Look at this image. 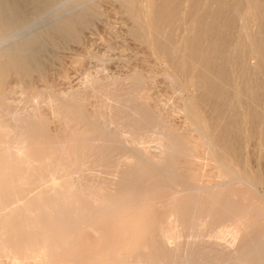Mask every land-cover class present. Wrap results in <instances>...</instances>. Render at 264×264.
I'll return each instance as SVG.
<instances>
[{
    "label": "bare ground",
    "instance_id": "6f19581e",
    "mask_svg": "<svg viewBox=\"0 0 264 264\" xmlns=\"http://www.w3.org/2000/svg\"><path fill=\"white\" fill-rule=\"evenodd\" d=\"M23 1L24 0H0V102H1L0 103V131L4 133V138L6 137L5 140L1 142L0 151L2 152L1 156L3 155L4 160L13 162L14 165L16 164L17 167L18 166H22L20 168L24 167L26 171V173L21 174L19 173V170L17 168L8 167L7 172L5 174L3 172V175H5L4 178L7 177L9 183H7V187L5 188L6 191L5 190L2 192L0 191V252L2 251L1 254L5 253L8 256H11L13 264H23L26 259H29V260L33 259L34 261L42 263V264H63L64 261L62 257H64L63 256L64 252H66L65 253L66 255H69L71 252L74 254L73 251H77L76 249L84 251L86 246L94 247L96 245V243L98 242L97 233L99 231V228L105 224L110 223L111 220L115 219L117 217L118 211H120L119 208L130 207L135 203L136 199L134 195L135 194L134 185L139 184L144 187L149 186V187H153L154 189H164V190L166 189L167 191L171 192L168 194V195L170 194L171 195L168 196L166 194V191L160 190V191H164L165 195L169 197V198L168 197L166 198L167 199L166 201H164L163 199V203H165V205L164 204L163 205L166 207L168 215L165 212L166 214L164 215H167V217L165 218L164 216L163 222L160 223L161 225H159L158 223V226L162 228V229L160 228L161 232H158L160 233L159 242H161V245L159 244L160 245L159 246L155 241L156 245H158V247L161 248L159 249V251L162 250L163 252V253L161 252L162 254L159 252V254H161L162 256L158 255V250H157L158 247L155 244H154L155 247H157L156 249L153 244L152 245L154 248H152V246L149 247L150 245L149 246L145 245V248L147 246L149 249H143L142 247L144 246H141L140 248L139 247L140 245L139 246L136 245L138 248L135 246V249H134V246H133L132 248L133 253L129 252L130 250L124 253L125 256H123L122 254L121 256L120 255L121 252L118 253L121 257L117 255L118 257L116 258H119V259L121 258L120 262H117V263L114 261L108 262L109 259L113 260L112 258L113 256L110 258L106 256V258H109V259H105L107 260L105 263L108 262L109 264H175V262L178 261V264H264V191L262 193H257L259 186L261 188L260 184L263 182L260 179V177L259 178L257 177L258 173H255L257 175H254L252 173L247 163L244 162L242 164L243 165L242 168L236 167L235 166L236 163L235 165L233 164L232 159L228 157V154H227L228 152L226 153V150H224V148L221 147V145H219L220 147H218V144H216L215 139H214V134H212L213 131L212 133L210 132L213 129L211 130L208 129V126L204 124L206 120L197 121L200 123H197L196 121H195L196 123L194 122V119L190 115L195 113L194 115H192L193 117H195L196 114L197 116H199L197 113L198 109L196 110V112L192 113L191 111H195V110L194 109L191 110L192 106L188 102V99L182 100V102L184 103L183 107L185 109V113H187V115L191 117L189 119L188 116L186 115L187 118L191 120L190 121L191 124L193 125L194 123V129L197 131V134H196L197 136L196 135L193 136L192 134L189 135V133L191 132V129H193L191 124H190L191 129L189 131L187 130L184 131V132L187 131L186 133H183V132L180 133L179 131L176 130V128L175 130H171L172 125H170L171 129H167L166 124L164 125L165 127H159L160 126L158 125L159 123L157 124L158 126L152 125L154 127L152 128L153 129L152 131L154 132L156 137L154 135H153L154 137L152 135L151 136L152 138L155 139L154 141L157 142V145L159 147L157 152H154V153L149 152L147 150L146 145L137 147L134 145H138V144L133 143L134 145H131L132 142L128 144L125 137H122L123 134L126 135L129 132L127 130L128 129L127 126L124 129V130H127V132L125 131L126 134L125 132H122L123 125L121 126L122 129L121 128L120 129L122 131L120 130V132L123 133V134L121 133L122 135L120 134L119 131L116 134L114 133V131H111L108 128L110 127V125H112L111 123L112 120L114 121V119L117 120L116 118L121 117L120 115H118V113H124L125 114L124 116L126 118H123V120L125 119L127 120L128 118L130 121L128 120L126 124L127 125L129 124V126L131 127H135L134 129H136L137 127L136 131L139 130L140 129L139 127L142 125H145L147 127V125H149V122H151L152 124H153L152 121H154V124L157 121L159 122L158 119L161 118L159 117L160 115H158L159 118L155 116L156 117V118L154 117L155 120H150L147 116H145L146 112L148 111L146 109H149L147 108L149 105L144 104L148 102L147 99H146V102L144 101L147 96L145 97L144 96L145 94L143 95L141 94L139 98L137 97L138 96L137 94L136 97L139 98L138 100H140V104L137 103L139 104V106L136 104L130 105L129 103H128L129 105H127V103L120 104L124 98L117 103H114L111 101L110 102L108 101L109 105L107 104L108 102L105 103L107 105V108L109 106L111 113H112L111 109L112 107H114V111L118 115V117L115 114L114 116H112L113 114L111 115L110 113L107 112L108 117H109V122L111 123L108 127L107 125L109 123H107L108 122L107 121L106 122L107 125H105V123L103 122V119L105 117L103 118V116L101 117L102 120L99 118L100 119L99 121H102L101 123L98 122V120H96L95 118H93L92 120L90 119L91 122L94 124L92 125V127L94 126V129L93 128L92 129L95 131L94 134L92 133L93 134L92 136L88 137L87 135H90V134L86 132L87 137L84 136V137H81L82 139L79 138L80 141H78L77 138H76L77 140L71 139L73 142L72 143L73 146L72 147L70 146V148L68 149L67 147H65L67 146L66 143H64L63 141L61 142L56 141L57 143L56 144L54 143V144L57 146L56 148L59 149V150L57 149L56 150L57 152L60 151V155H59V152L57 153L56 151H55L56 152L55 154L59 156L56 155L54 159H49V160L46 159L43 162L35 160L36 157L34 155H31V151L33 147L31 146V144H29L28 142L29 140L27 141V134L29 132L31 133L32 130L34 132L36 130V129L34 130V128L41 125L45 121L43 118L44 116H42V113H41L42 108L40 109V106H36V104L31 102L33 103V106L30 105L29 106L30 108L28 109H25L23 107H22L23 109H21L20 106L18 105L19 108L18 107L13 108L12 106H10L13 108V110L10 111L8 110L9 106L6 105L7 103L3 104L4 106L1 105L2 101L7 99L9 95L12 96L14 94L15 96H17L15 93L18 94V92L19 94L21 93L22 95H25L27 98L29 97V99L30 97L32 98L33 94L29 92V90L27 89L28 87L26 88V85H25L26 81L24 82L23 76H25V73H28V74L32 72L36 73L37 71L34 72L35 70H39L41 68L44 69L45 67V66L44 67L42 66L43 65L42 63H44L42 62V59H43L42 53L38 52L39 51L38 48L36 49V47H38L37 45L38 44L40 45L39 42L46 41V40L51 41V42L54 41L56 42V44H58V42L59 44L60 42H63L62 40L61 41L57 40L58 38L63 39V40H68V41L71 40V42L77 41V39L81 37V34H84L82 33V31L85 27H87L88 23L92 21V24H93V20L99 17L100 13L97 14V11H98L97 8H99L100 4L98 3L99 2L98 0H94L90 2L89 0H64V2L62 0H25L29 4V7H30L28 8L27 4H25L27 9L31 11V12H27L28 10L23 8L25 7V5H23L24 4ZM60 1L63 3H61ZM119 1L120 3L122 2V5H124V7H126L127 9L126 13H129L128 14L129 17L132 16L134 18L133 23L131 22L132 25L136 23L135 21H138L139 23H142L143 25H145V20H146V23L148 22L146 18H148L149 12H151V10L148 11V9H146V7L149 6L146 4H149L151 1L154 2V0H151L149 3H148V0H145L147 1L146 4H145V1L144 3L142 1V4L136 3L137 8H138V5H141V7L139 6L138 10L136 11L133 10L134 0H119ZM170 1H174V0H170ZM177 1H175V3ZM188 1L195 8V10L198 8L202 9V13L198 14L199 17L197 15L194 18L197 17L199 18V21L202 20L201 22L202 25L204 21L209 20V24L207 25V28H208L207 30L205 26H201L197 30L195 28L197 26L194 27L195 23L193 22L194 24H192L191 22L192 20H194L192 15H191L192 19L190 18L191 19L190 22H188L189 21L188 19H187L188 21L186 20L190 24H188V26L184 24L185 18H182L181 15H178V11L180 9L179 6H181L179 4L182 3L183 0L182 2L181 1L177 2V5L173 3L174 5L172 4V5L167 6L168 4H166L167 7H165V9L163 10V13L165 11L166 14L165 16L163 15L164 16L163 18L161 17L162 18L161 20L164 22V20L166 19L165 23L167 26L165 25V23L163 24L162 21H158L160 20L159 18L156 24L151 25L153 26V28L149 27L148 24L146 27L152 28L153 31L152 30L151 31L154 32V35L157 38V39L155 38L156 40L160 39L161 42L162 41L163 43L166 42L167 47L165 46L164 47L167 48V50H165L162 46L163 50L165 51L162 52V49L160 51L163 54L165 53V56H169V54H171V58L174 59V60L172 59L173 61H175L176 57L177 59L182 58V60L183 59L185 60V58H187L188 60L190 58L191 59L193 58L192 61L193 60L196 61V59L198 58L202 60L201 62L198 60L199 61L198 64H197V61L193 62L197 65H200V68H198V71L199 69H202V72L198 74L201 75L202 77L203 75L201 73H203V71L207 72V70L209 71L210 68H213V67H214L213 70L216 69L214 65L215 63H213V58L217 57L218 58L217 61H219L220 59V61L217 62L218 68L216 69V71L218 70L220 75L218 74L213 75L215 74L213 70H212L213 74L212 75L210 74V76H214V77H211L213 78V81H210V83L213 82L212 84L213 86L211 85L212 87L211 86L210 87L212 89L214 88L215 90L217 87L219 90L218 91L216 90L217 92H215L211 89L212 91L209 90L208 92H209V95L211 94L216 95L215 102L219 103L223 109V113H221L222 114L221 117L220 118L217 117V119L220 120L219 122L223 123L226 126V128L228 127L227 132H229V134H233L235 137L241 136L244 133V131L239 126V124H241L243 120L240 104H238L239 97H241L244 102L246 101L245 103H248L249 106H251L250 108H254L255 106H257L260 109V112L262 113V115L264 116V54L262 52V50L264 49V0H187V2ZM58 2H60L61 4L58 7V9H55L57 10L56 13H58V11L65 12L66 9H70L71 10L70 13L66 11V13H69L70 15H65L64 13V15L62 16L63 12L62 14L59 12V14H57V17L59 15L58 17L59 19L57 18L56 22H54L55 21L54 20L53 21L54 23L50 22L51 23L50 26H49L50 23L48 24V26L44 25L45 29H43L44 27L43 26L41 27V29L43 30L37 31V32H36L37 28L33 26V29H35V31L33 32V29H31L32 30V33H31V31L29 30L31 34H25L26 32L25 29H21L20 31L18 30L19 28L28 25L29 19L31 21V18H33L34 20V18L37 17V14L35 17L34 13L38 12V14H40L39 11H42L44 8L45 9L49 8L48 6H50L52 3L57 4ZM91 2H94V3H91ZM158 2L159 1L155 0L154 2L155 5H157L156 3ZM154 3H151V5L155 6ZM143 4L146 5V7H144L145 5L143 7L148 12V16L146 17L144 16V18L142 17L143 20L145 19L144 22H142L143 20H141V18H139L136 15V12L138 14L139 9L142 8ZM153 6H151V8L149 9H154ZM182 6L181 8H183ZM52 7H54V5ZM156 7H160V6H155V8ZM144 8H143V11L141 12H144ZM161 8L162 7H160V9L156 8V12L153 10L152 12H154L153 13L154 15L153 14L152 15L156 17L157 14L155 15V13H159ZM45 9L44 11H46ZM134 9H136L135 6H134ZM132 10L135 13H133ZM31 13L33 15H30ZM51 14H54V13H51ZM187 14L190 15L188 12ZM54 15L56 16V14ZM30 16H34V17L30 18ZM184 16L185 15H183V17ZM37 19L36 21L34 20L36 23L38 22ZM40 19L38 20L40 21ZM252 19L254 20V23L250 22ZM149 20H152V18ZM217 20L220 22L219 23L216 22ZM199 21L197 22L199 23ZM255 21L260 22V24L255 23ZM206 22L204 25H206ZM131 23H129L128 26H130ZM143 25L141 26L143 27ZM164 25L166 26V29ZM254 27L256 28V30L254 29ZM87 28H89V26ZM87 28L85 30H87ZM128 28H131V27H128ZM133 28L131 29L133 30L139 29V27L135 28L134 26ZM148 28H146V30ZM216 28L218 29L214 30V32L211 31V29L213 30ZM26 29L28 28L26 27ZM195 29L197 30V32H195L196 31ZM143 30H145V28ZM235 30L238 31V35H240V39L239 38L235 39V36H234ZM141 31L142 30L138 32L141 33ZM215 31L217 34L215 33ZM129 32L134 33V37L135 38L138 37L139 39V36H140L139 34L136 33L137 36H135V32H133L132 30L131 31L129 30ZM132 33L130 34L131 36H132ZM143 33L147 34V32H143ZM199 34L201 36H199ZM154 35L152 36L154 37ZM244 36L246 37V41H244L245 39ZM53 37L57 39L56 40L50 39ZM206 37L209 38L208 39L209 41L207 42L209 45L208 46L206 45L207 48L206 46L205 47L203 46L204 50L206 48V50L203 52L201 40H204V38ZM150 39L148 38V40ZM206 40L207 39H205L204 42H206ZM160 41H157V42L159 43ZM177 42H179V44L181 45L178 44L179 45L178 46ZM43 43H41V46ZM47 43H50V42H47ZM47 43L44 45H47L46 47L50 46ZM140 43H142V40ZM54 44H53V47H56ZM60 45H58L57 47H60ZM253 47H256L257 49L259 48V50L257 52L256 51L253 52L252 51ZM209 50H211V53L209 54L210 56L207 55V52H209ZM166 51L167 53H169L168 55H166L167 54ZM251 59H254L255 61L254 60L253 61L255 63H253L254 65L250 63L252 64L250 66L249 62L251 61ZM227 61H229V63L231 61V62L237 63V65H240L238 68V71L240 73L242 72L239 70L240 67H242L244 70V79L241 80L240 87L238 89L234 88L233 85L231 84L230 76H232L234 73L231 75L228 72L230 74L229 75L225 71V67H227L225 63ZM187 62H185L184 65H186ZM177 63L176 64L179 65V62ZM191 63L192 62H190V65ZM234 63H231L230 67H232ZM171 64H173V62ZM180 65H182V67L184 66L183 64H180ZM235 66L236 65H234L233 68ZM179 67L177 66L176 68L180 69L181 67L180 68ZM185 67H183V69L186 70L187 68ZM228 68L229 67H227V69ZM186 71L187 72L190 71V68ZM40 72L41 71L39 70V73ZM42 72L44 73L45 69L42 70ZM191 72H192V69H191ZM194 73L195 74L197 73L196 69L194 70ZM188 74L189 72L187 73V75ZM239 74L237 75L239 76ZM237 75L234 74L235 77H237ZM192 76H193V72H192V75H190V77ZM201 76H199V78ZM31 77H33V75ZM185 77L187 78V76ZM9 78H12L14 79V81L15 80L17 81V82H14L16 86L10 85L11 80L9 82ZM26 78L27 76H25V79ZM207 78H206V81H207ZM168 79L170 80V78ZM194 79L195 78H193V80ZM7 80L9 83L7 82ZM236 80L238 81L237 78ZM175 81L177 82L172 83V84H176V87H178L177 84L179 80H175ZM172 82H174L173 78H172ZM191 82H193L192 79H191ZM198 82L199 80L197 81V83ZM199 83H198L199 86L202 85ZM6 84L7 85L9 84L11 87H7ZM11 84H13V82H11ZM204 84L205 83H203V85ZM179 85L181 84L179 83ZM190 85L191 86L189 87L191 88L192 86H194L192 84ZM207 85H209V83H207ZM90 88L93 89V86H91ZM25 89H27L28 91H26ZM32 89H30V91L35 90V89L33 90ZM194 90H195V86H194ZM207 90L208 89H206L205 92ZM35 93H37V91ZM91 93L93 94V92ZM180 94L182 95L181 92ZM194 94L195 93H193L192 96H194ZM61 95H60L61 98L64 97ZM192 96L191 97L189 96L190 99L192 98ZM18 97L21 99L20 95ZM72 97H75V96L72 95ZM127 97L129 98L131 96L127 95ZM127 97L126 99H128ZM64 98L66 99V96ZM207 98H208V95H207ZM133 99L132 100L128 99V100H130L129 102L131 103H136L137 100L136 99L133 100ZM69 100L72 101L74 100V98L69 99ZM105 100L106 98H104V100L102 101L105 102ZM6 101H8V99ZM132 101H135V102H132ZM243 101H240V102L242 103ZM8 102L10 103V101ZM27 102L29 103V101ZM76 102H79V100ZM113 103L114 105H116V107L111 106ZM118 103L120 105H118ZM123 104L126 106H124L123 110H119ZM5 105L7 107H5ZM103 105L104 104L101 103V105L99 106H103ZM75 106L77 105H75L74 102L72 103L70 102V104L66 105L63 110L64 114L62 115V117L63 116L67 117L68 115L67 112L69 111H72L71 113L73 115L74 114L76 115V113H73V109L75 108ZM149 107L152 108L151 106ZM80 108L78 107L79 110ZM98 108L100 109L102 107H98ZM103 108L105 109L104 106ZM100 111H102V109ZM118 111H121V112H118ZM82 112L80 114H82ZM152 112L154 111L152 110ZM152 112L150 111V114H151L150 118H152ZM157 114L154 113V115H157ZM101 115L102 113L100 114V116ZM85 116L86 115H82V117L84 118ZM111 116L115 118L112 119ZM124 116L122 115V117ZM212 116H215V115H212ZM163 117L162 119L164 122ZM201 117L199 118L201 119ZM226 118L229 119L228 122L226 121ZM192 119H193V123H192ZM90 120L85 119L86 122L89 121V123H91ZM249 120L250 121L252 120L253 123H255L254 121L255 119L253 120V116H251V119ZM119 121L121 122V120ZM167 121L168 120L165 119V123H168ZM201 121H203V123H201ZM215 121L217 123L216 118H215ZM120 122L116 123L115 125L113 123V125L116 126L118 124L119 126L117 127H120V124H119ZM162 123L160 124L163 126L164 123L163 124ZM45 124L46 123H44V125H41V126H45ZM211 125L209 127H211ZM145 126L143 127L146 128ZM149 126L147 128L148 132L143 127H141L142 129H140V131L144 132L142 131L144 129L145 132H147L146 134H151V132H149L151 131ZM63 127L65 128L66 125L64 126L62 125V128ZM214 127H216V125ZM221 128H222V125H221ZM85 130L89 131V128L87 129L85 128ZM93 130L91 132H93ZM115 130L117 129L115 128ZM175 131H177L178 133ZM82 132H80L81 135L84 134V133L82 134ZM262 133H263V138H264V128H263ZM133 134H134L133 137L137 135L135 133ZM227 134L228 133H226V135ZM128 135L126 136L129 137L131 135L132 137V134H130L129 136ZM151 136H147L146 138H149ZM30 137H32V135ZM4 138L2 137V139ZM136 138L138 139L137 136ZM259 140L261 139L259 138L258 141ZM221 141L220 143H222ZM79 142H81L80 143L81 145H78ZM143 142H145V140H143L141 143ZM200 142H203L205 144L204 147L207 146L208 148L207 150L210 153V155H212V158L216 165L215 167H217L215 168V170L217 171V173L219 171V174L222 175V178L220 180H217L212 185H209L208 182H207L208 184H206L205 183L206 181L204 180L205 181L204 182L201 179L202 173H200L199 164L195 160V157L197 156L198 153H200V150L202 149L201 145H199ZM68 143L69 142H67V144ZM139 144H140V141H139ZM250 145H249V149L252 151V148H254L255 145L254 146L252 145V148L250 147ZM116 146L117 147L124 146L125 149H128L129 154H130L129 155L130 159L127 158L126 156V158L129 160L125 161L127 163L126 164L124 163L126 166L123 169H120L121 168L119 166L120 163L119 164L118 162L114 163L115 160H113L115 159L114 154L116 151L115 150ZM199 146L201 149H199ZM113 150H115L114 154L112 153ZM202 150L201 152L202 154H204L203 153L204 151ZM239 151L240 150L238 149V152ZM240 153L242 154V152ZM55 154L53 156H55ZM219 154H221L222 157ZM104 155H107L105 158L108 157L109 159V162H107L108 160L106 159L107 160L106 163L107 164L110 163V166L107 169L106 167L104 169L106 170L105 175H104V172H103V175L99 171L94 172V169L90 167L91 165L88 166L89 168H86L85 166L83 168L81 166V164H83V160L84 161L88 160V162L91 161L95 163L92 166L94 165L97 166V164L101 163V160L103 159ZM111 155H114V158ZM178 156H184L185 160L183 159V157H181L182 161L180 162L179 161L180 158H177ZM262 156L264 155L262 154ZM111 157H112L113 162L111 160ZM50 158H53V157H50ZM117 160L118 159H116V161ZM261 160H264V158ZM101 164L103 166L102 165L100 166L104 167V164L103 163ZM259 165H261V163ZM102 167L100 168L103 169ZM263 167L261 168L264 170ZM42 170L48 171L51 174L53 173V176H54V173H55V176H56V173L59 174V177L57 176L59 179L56 180L52 176V178H54L52 182L44 183V179H43V183H40L42 182L41 177L43 176L41 174ZM96 170H99V167H96ZM119 171L120 173L118 174V176H116ZM51 174H49V176ZM74 175H76L75 178H73ZM115 176L117 178H115ZM52 178L51 176L49 177V179H52ZM2 183H4L3 184L4 186L6 184V181L5 182L2 181ZM234 183H237V184L234 185ZM145 189H143V192L145 191ZM147 190L148 189H146V191ZM161 194L162 192L159 194L158 196L159 198L166 197L164 193H163V197L160 196ZM239 196L242 198L241 200ZM143 197L145 199L147 195ZM159 198L158 200L155 198L157 202L160 200ZM144 199H143V203H145ZM239 200L241 202H239ZM150 202H151V199H150ZM143 203H140L139 205L140 206L142 205L144 209L145 207L143 206ZM149 205H152V204H149ZM163 205L161 206V208L159 207L160 208L158 209L160 210L159 212L163 211V210L161 211V209H163L162 208ZM150 208L152 209V207ZM143 209H141V211ZM145 210H148V209L145 208ZM153 210L155 211L156 208H154ZM229 217H231V219L229 220L224 219V218L228 219ZM227 221L228 223H226ZM130 222L134 223L132 221ZM227 231L232 232L234 240H233L232 245H230V247L225 248V247H221V244L219 243L218 239ZM182 235L186 236L188 239L184 241L176 239V237H179ZM158 236L159 235L157 234V237L155 238H158ZM130 239L132 240L134 239V242L136 241V243L138 242V240H135V238L132 236L130 237ZM130 239L128 238L129 241ZM77 242L79 244H75ZM139 242L138 244H140ZM144 243L145 242H143L142 245ZM126 244L127 242L125 243V245L124 244H121V245L128 246ZM130 244L132 245V243H129V245ZM118 246L119 245H116V247ZM114 251L115 250H113V254H114ZM115 256H116V253H115ZM77 258L78 257L76 256L75 259ZM116 258H115V261H116Z\"/></svg>",
    "mask_w": 264,
    "mask_h": 264
},
{
    "label": "rangeland",
    "instance_id": "374dc122",
    "mask_svg": "<svg viewBox=\"0 0 264 264\" xmlns=\"http://www.w3.org/2000/svg\"><path fill=\"white\" fill-rule=\"evenodd\" d=\"M62 1L64 2V0H62ZM90 1H94V0H89V2ZM98 1L97 2L100 4V6L98 4L99 8H97L98 11L97 10L96 11H97V14L100 13V15H99L98 18L93 20V24H92V21L89 22L92 25H90L88 23L87 27L89 26V28L85 27L83 29L82 33H84V34H81V37H80L81 39L80 38L77 39V41H79V42H77L75 40H74L75 42H71V40H69L70 41L69 42L68 40H63V39H59V38L57 39L56 38L59 41H61V40L63 41V42H60L61 45L59 44L58 41H57L58 44H56V42H54V41L51 42V41H48L46 39H44V40H46L47 42H50V43H47L46 41H42V42L40 41L39 42L40 45L39 44L37 45L38 47H36V49L38 48L39 51L38 50L37 51L42 53V56H43L42 58L44 59L46 57L44 59L46 62L42 59V62H44L45 64L44 63H42L43 65L41 64L43 67L45 66L44 67L45 72L43 73L42 70H44V69L41 68V69H39L41 71L40 73H39V70H35L34 72L37 71L36 73H33V72L30 73V74L25 73V76H27L26 79H25V76H23L24 77L23 78L24 82L26 81L25 82L26 88L28 87L27 89L29 90V92H31L33 94L32 96L35 99L33 97L32 98L30 97V99H29V97L27 98L25 95H22L21 93L19 94V92H18V94L15 93L17 96H15L14 94H13L14 96L12 95L14 98L11 95H9L7 97L8 101H10V103L8 101H6L7 99L3 100L4 103L1 100L2 101L1 105L7 103L6 105L9 106L8 110H10V111L13 110L14 107L15 108H17V107L19 108V106H20L21 109H23V108L28 109V108H30L29 107L30 105L33 106V103L36 104V106H40V109L42 108L41 109L42 110L41 113H42V116H44L43 118H44L45 121L41 125H44V123H46L45 126L39 125V126L34 128V130L36 129L34 132L32 130L31 133L29 132L27 134V141L29 140L28 141L29 144H31V146L33 147L32 151H31V155H34L36 157V159L35 158L34 159L36 161H40V162H43L46 159L47 160L54 159L56 157V155H57L55 153L57 152V150H59V149L56 148L57 147L55 145L57 143L56 141H60V142L63 141L64 143H66L67 146H65V147H67V149H68V148H70V146L71 147L73 146L72 140H74V139L77 140L78 139V141H80L79 138H81V137L92 136L94 134V132H95L93 130L94 126L92 127V125H94V124L91 122V120L93 118H95L96 120H98V122L101 123L102 121H99V120L100 119L102 120V118H101L102 116H103V118L104 117L106 118V117H108V113H110L111 115L113 114L112 116H114V114L117 115V113L114 111V107H112V109H111L112 113L110 111L109 106L107 108V105L105 103H107L108 101L117 103V102L121 101L124 98L123 100L125 102L122 100L120 104L127 103V105L136 104V105L139 106L140 100H138V99L140 98L141 94L142 95L145 94L144 96L145 97L147 96L148 98L146 97L144 101L146 102V99H147L148 102L144 103V104L149 105V106L152 107V108H150L149 106L147 107L149 109H146L148 111L146 112L145 116H147L150 120H155V118L158 117V115H160L159 117H161L160 119H158L159 117L157 118L159 120V122L155 121L156 122L155 124H154V121H152L153 124L151 122H149V125L151 123L150 126L147 125V127H146L145 125H142V126L139 127L140 129H142L141 127L145 126L146 128H144V127L143 128L145 130H147V132H148L147 128L149 126V128L151 129V131H149V132H151V134H146L147 132H145L144 129L142 130L144 132H141L139 128H138L139 130L136 131L137 127H136V129H134L135 127H131V126H129V124L127 125L126 123H127V121L129 119L127 118V120L126 119L123 120V118H126L124 116L125 115L124 113H118V115H120L121 117H118V115H117L118 118H116L118 120V122H120L119 120H121V122L122 121L125 122V123L122 122L124 124H122L120 122L119 123L120 127H117V126H119L118 124L116 126H114L116 123H118L117 120H115V119H114V121L112 120V122H111L112 125H110L111 123L109 122V117L106 118V119L104 118L105 120L103 119V122L105 123V125H107V123H109L107 125V127L110 125V127H108V128L111 131H114V133H116V134L118 133V131L120 132V130L122 129L121 126L123 125V131L122 130L121 131L122 132H125V131L127 132V130H128L130 132V133L128 132L129 135L132 134V137H131V135L129 136L128 133L126 134V132H125V134L128 135L130 137V139L133 138L132 140H130L129 137H127L122 132H120V134L121 133L123 134V135L122 134L121 135H122V137H125V139H126L128 144H130L132 142L131 145H134L133 143H135V144H138V145H134V146H137V147L146 145L147 150L149 152L154 153V152L158 151L159 147L157 145V142L154 141L155 139L152 138L153 135L156 137V135L152 131L153 130L152 128H154L153 126L160 125L159 127H165L164 125L166 124L167 125L166 126L167 129H171L172 128L171 130H175V128H176V130L179 131L180 133L181 132L186 133L187 131H189L191 129V126H192L193 129H191V132H193V133L190 132L189 135L192 134L193 136H195L197 134V131L194 129L193 119H194V122L195 121L197 122V121H200V120H203V121L206 120L204 124L206 126H208V129H210V130L213 129L210 132L212 133V131H213L212 134H214V139H215L216 144H218V147H220L219 145H221V147H223L224 150H226V153L228 152L227 153L228 157H230L232 159L233 164L235 165V163H236V165H235L236 167L242 168V166H243L242 164L245 162V163H247L249 169L252 171V173L254 175H257L255 173H258L257 177L258 178L260 177V179L262 180L263 183L260 184L261 188L259 186L260 189L258 188V192L257 193H262L264 191V189H263L264 188V186H263L264 185V179H263L264 178V170L261 168V167L264 166L263 165L264 164L263 163L264 160H261V159L264 158V156H262V154L264 155V149H263L264 148V138H263V133H262L263 128H264V125H263L264 124V119H263L264 116L260 112V109L257 106H255L254 108H250L251 106H249L248 103H245L246 101L244 102L241 97H239L238 98L239 99L238 104H240V108H241V112H242V119H243L242 123L239 124V126L243 129L244 133L241 136H236V137L233 134H229V132H227L228 131V127L226 128V126L223 123L219 122L220 121L219 119H217V117H219V118L221 117V115H222L221 113H223V109H222V107L220 106L219 103L215 102L216 95H212V94L209 95V92H208L209 90L212 89L211 87L213 86L212 85L213 82L210 83V81H213V78H211V77H214V76H210V74L212 75L213 74L212 72L214 71L215 74H213V75H216V74L220 75L218 70L216 71V69L218 68V65H217L218 63L217 62H219L220 59H219V61H217V59H218L217 57L213 58V63H215L214 65H215L216 69L213 70V68H214L213 67V68H210L209 71L207 70V72L203 71V73H201L203 75V77H202L201 75H199L200 72H202V69H199V71H198V68H200V65H197L198 62L199 61L201 62L202 60H200L199 58L196 59L197 64H195V63H193L195 60L192 61L193 58L192 59L190 58L189 60L187 58H185V60L183 59L184 60V62H183L182 58H178L177 59V57L175 56L176 57L175 61H173L174 59L171 58V54L167 53V51H166V53H167L166 55L169 54L170 57L169 56H165V53L164 54L162 53L163 51L167 50V48H165V47H167L166 42L164 41L165 43H163V41L161 42L160 39L156 40L157 38L154 35V32H152L153 31L152 30L153 26H151V25L152 24L153 25L156 24V22H158V21H162L161 19L165 16V14H166L165 11L163 13V10L165 9V7H167L169 5H172L173 3L175 5H177V2H180V1L182 2V0H179V1H177V0H174V1H170V0H168V1L167 0H156V1H159L158 3H156L157 5H155V3H154L155 0H154V2L151 1V0H148V3L151 1L149 4H146L147 1H145V0H141V1L140 0L139 1L138 0L137 1L134 0V4H136V3H139V4L141 3L142 4V1H143V3L145 1V4L149 5V6H147L148 7L147 8L146 5L143 4L142 8L139 9V12H138L139 15L136 12V15L139 18H141V20H143L144 16L145 17L148 16V12H147L146 9H148V11L151 10V12H149L148 18H146L147 21H148L147 23H146V20L144 19L145 20V25H143L142 23H139L138 21H135L136 23H134V25H132V23L134 21L133 20L134 18L132 16L129 17V15H128L129 13H126L127 12L126 7H124V5H122V2L120 3L119 0L118 1L117 0H102V1L98 0ZM175 1H177V2L175 3ZM184 1L185 0H183V2ZM60 2H58L57 4L52 3L51 5L52 6L54 5V7H52L50 5V6H48L49 8H47L48 10L44 8L46 11H44V9L42 11H39L40 14H38V12L34 13L35 17H36V14H37V17L34 18L35 21H36L37 18L40 19L41 17H43V16L44 17L41 18L40 21L37 19L38 22L36 23L33 20V18H31V17H34V16H30L31 21H30V19L28 20V25H26L24 27H21L18 30L20 31L21 29H25V31L27 32V33L25 32V34H31L32 33L31 29H33V26L38 29V30L36 29V32H37V31H41V30L45 29V26H48V24L50 22H52V23L56 22L57 21L56 19L59 17V15L57 17V14H59L60 11H58V13H56L57 10H55V9H58L60 4L63 3V2H61V3ZM183 2L179 4L181 6L183 4V6H182L183 8H181V6H179L180 9L179 8L178 9H179L180 12L178 10L177 11H178V15H181L182 18H185L184 19L185 20L184 24L186 26H188V24H190L188 22L191 21L192 17L194 18L198 14H201L202 13V9L198 8V9L195 10V8L190 4L189 1L187 2V0H186L184 3ZM23 3H24L23 5L27 4V7L30 8L29 4L25 0L23 1ZM91 3H94V2H91ZM151 3H154L155 6H160V7L163 8V9L161 8L159 13H155V15L157 14L156 17L153 16L154 12H152V11L154 10L156 12V8L160 9V7H156L155 8V6L151 5ZM134 4H133V10H135V11L138 10L139 6L141 7V5H138V8H137V4L136 5H134ZM159 4H161V5H159ZM166 4H168V5L166 6ZM134 6H135L136 9H134ZM143 6L146 7V9ZM151 6H153L154 9H149V8H151ZM27 7L25 5V7H23V8L27 9ZM143 8H144V12H141V11H143ZM27 10H26L27 12H31V11H29V9H27ZM49 10H51V11H49ZM69 10L70 9H66L65 12L61 11L60 13L62 14V12H63L62 16L64 15V13H65V15H70L69 13L71 12V10L70 11ZM133 10H132V12L135 13ZM181 10H182L183 13L181 12ZM185 10H187V11H185ZM197 10H198V12L200 10L201 11L198 13ZM66 11L69 12V13H66ZM128 11H129V9H128ZM187 12L190 15H188ZM195 12H197V13H195ZM49 13L52 16H50ZM51 13L56 14V16L54 14H51ZM140 13H142V14H140ZM61 14H60V16H61ZM159 14H161L162 16L159 15ZM30 15H33V14L31 13ZM45 15H47V16H45ZM140 15H141V17H140ZM183 15H185L186 17L185 16L183 17ZM191 15H192V17H191ZM187 16H188V18H187ZM154 17L157 18V19H155ZM198 17H199V15H198ZM130 18L132 19V21H131ZM151 18H152V20H149ZM159 18H160V20H158ZM196 18H194L195 21L194 20L191 21L192 24L195 23L194 27L197 26L198 28L197 27H195V28L198 30L201 26H205V28L207 30L208 29L207 25L209 24V20H206L207 22L204 21L203 25H202L201 24L202 20L200 19L201 21H199V18H197V20H196ZM144 20L142 22H144ZM165 21H166V19L164 20V22L162 21V23L164 24ZM197 21H199V23ZM205 22H206V25H204ZM216 22L219 23L220 21L217 20ZM250 22L254 23V20L252 19ZM129 23H131L130 26H128ZM255 23H259L260 24V22H257V21H255ZM147 24L149 25V27H152V28L146 27ZM197 24H199V25H197ZM50 25H51V23L49 24V26ZM139 25L140 26L143 25V27L142 26L140 27ZM165 25H166V23H165ZM191 25H189V26H191ZM133 26L135 28L139 27L138 30L135 29L137 32L135 30H133L134 29ZM166 26H165V29H166ZM26 27L28 29H26ZM41 27H43V29H41ZM128 27H131L133 29L128 28ZM86 28H87V30H85ZM144 28H145V30H146V28H148L150 32L148 31V29L146 31L143 30ZM262 28H263V26H262ZM217 29L218 28L213 29V30L211 29V31L214 32V30H217ZM254 29L256 30L255 27H254ZM29 30L31 31V33H30ZM129 30L130 31L132 30L133 32H135V36H137V34H139L141 36L140 37L138 35L139 39L141 38L140 41H139L138 37L135 38L134 37V33L131 32L132 36H133L132 37L130 35L131 33L129 32ZM140 30H142L141 33H139ZM197 30L195 32H197ZM236 30L234 31L235 39H237V38L240 39V35H238V31H236ZM22 31H24V30H22ZM34 31H35V29H33V32ZM143 32H147V34H149V35H147V34H145ZM235 32H237V33H235ZM215 33H216V31H215ZM215 33H214V35H215ZM236 34H237V36H236ZM152 35H154V37ZM82 36H84V37H82ZM146 36H148V37H146ZM199 36H201V35L199 34ZM148 38L149 39L151 38V39L148 40ZM244 38H243L244 41H246V37L245 36H244ZM50 39L53 40L55 38L53 37V38H50ZM205 39H207L206 42H204ZM208 39L209 38L206 37V38H204V40H201V45H202L203 52L206 50L207 46L209 45L207 43L209 41ZM141 40H142L143 44L140 43ZM64 41H66L68 43H66ZM157 41H160V42L158 43ZM41 43H43L42 46L44 44H46V43L48 45H50V46L46 47L47 45H44L42 47ZM53 44L56 47L58 45H60V47H57V48L53 47ZM178 44H179V42H177V45ZM179 45H181V44H179ZM160 46H161V48H160ZM162 46H163V48L165 50H163ZM203 46L204 47L206 46L205 50H204ZM255 48L256 47L252 48L253 52H255V51L257 52L259 50V48L258 49L257 48L255 49ZM161 49H162V52L160 51ZM263 50H262V52L264 54ZM210 53H211V50H209V52H207V55L210 56L209 55ZM167 57H169V58H167ZM177 60H179V61H177ZM180 60H182V61H180ZM253 60L254 59H251L252 62L250 61L249 64L250 63H252V64L255 63L254 62L255 60L254 61ZM171 61L173 62V64H171L172 63ZM177 62H179V65H177L178 64ZM185 62H187L189 64L186 63V65H184ZM190 62H192L191 65H190ZM226 63H225V65H227V67H229L228 69H227V67H225V71L227 73L229 72L231 75L233 73L235 75L240 73L238 71V68H239L240 65H237V63H234V62H231V61H230V63H229V61H227ZM231 63H234V65H236V66L234 68H233L234 65L232 67H230ZM180 64H183L184 65L183 67L186 66L185 67V68H187L186 70H188L190 68V71H188L189 72L188 75H187L188 72L185 69H183L182 65H180ZM252 64H250V66ZM187 65H189V66H187ZM177 66L178 67L180 66L181 68L179 67L180 69H177L176 68ZM197 66H199V67H197ZM182 69H183V71H182ZM191 69H192V72H193V76L192 77L195 78L194 80H193L192 77H190V75H192ZM195 69L197 70L196 74L194 73ZM233 69H235L236 71L233 70ZM239 70L242 71L241 73L243 75L240 73L239 76L237 75V77H235L234 74L232 76H230L231 84L233 85L234 88H237V89L240 87L241 80L244 79V70H243V68L240 67ZM167 72H168V74H167ZM171 72H172L173 76H172ZM32 75H33V77H31ZM185 76H187V78ZM199 76H201L200 78H201L202 81L200 80ZM207 76H208V78H207ZM171 77L174 79V82H172V78ZM168 78H170L171 81ZM206 78H207V81H206ZM236 78L238 79V81L236 80ZM191 79H192L193 82H191ZM197 79L200 82V83L199 82L198 83L202 84V85H200V86L198 85V83H197L198 80ZM10 80H11V82H13V84H11ZM31 80H32V82H31ZM175 80H179L180 81V82L178 81V84H177L178 87H176V84H172V83L177 82ZM90 81H91L92 85H91ZM7 82H8V80H7ZM9 82H10L11 86H14V85L16 86V84H14V82H17L16 80L14 81V79L9 78ZM179 83L181 85H179ZM203 83H205L206 85H207V83H209V85H207L208 87L205 84L203 85ZM190 84L195 86V90H197V88H198L199 91L198 90L195 91L194 90V86H192L193 89L191 87H189V86H191ZM8 85L6 84L7 87H11L10 85L9 86ZM29 85H30V87H29ZM91 86H93V89L90 88ZM204 86H205L206 89H208L206 92H205L206 89L204 88ZM32 88L35 89V90H33ZM178 88H180V89H178ZM201 88H202V90H201ZM27 89H25V90L28 91ZM30 89H32L33 91H30ZM212 90L217 92L219 89L216 87L217 91L214 88ZM36 91H37V93H35ZM91 92H93V94ZM180 92L182 93V95L180 94ZM193 93H195L194 96H192ZM202 93H204V94H202ZM137 94H138V96H137ZM19 95L21 96V99L18 97ZM60 95L64 96V97L66 96V99L64 97L61 98ZM72 95L75 96V97L77 96V97L76 98L72 97ZM127 95L131 96V97L134 95L135 97L137 96L139 98L136 97L137 98L136 99L134 96H133L134 99H133V97L132 98L131 97L128 98ZM207 95H208V98H207ZM67 96H68L69 99H73L74 98V100H72V101L69 100L67 98ZM181 96H182V98H181ZM189 96L190 97L192 96V98L190 99ZM25 97H26V99H25ZM103 97L106 98L107 101L106 100H105V102L102 101V100H104ZM126 97L128 99H130V100H132V99L135 100L136 99L137 102L136 103H131V102H129L130 100L126 99ZM22 99H24V100H22ZM77 99L79 100V102H76V101H78ZM183 99L184 100L188 99V102L192 106L191 110H193V109L195 110V111H191L192 113L196 112V110L198 109L197 113H198L199 116H197V114H196L195 117H193L192 115H194L195 113H193V114L191 113L192 115H190L193 118L192 119L193 125L190 122L191 120H189L191 117H189V115H187V113H185V109L183 107L184 103L182 102ZM199 99H201V100H199ZM240 99H242V100H240ZM25 100H26V102H25ZM27 101H29V103ZM240 101H243L244 103L243 102L241 103ZM31 102H33V103H31ZM70 102L71 103L74 102L75 105H77L73 109V113H76V115H78V116H76L75 114L73 115L71 113L72 111H69V112H67L68 113L67 117H65V116L62 117V115L64 114L63 110H64L65 106L70 104ZM109 102L107 103L108 105H109ZM132 102H135V101H132ZM101 103L104 104L103 106L105 107V109L103 108V106H99V105H101ZM114 103L111 106H115L116 107V105H114ZM137 103H139V104H137ZM8 104H10V105H8ZM120 104L118 103V105H120ZM124 104L120 107L119 110H123L124 109V106H126ZM6 105H5V107H7ZM78 105H80V106H78ZM10 106H12L13 108L10 107ZM78 107L79 108L81 107L80 110L78 109ZM98 107H102V108L99 109ZM215 108L218 109V110H216ZM101 109H102V111H100ZM150 109H152L154 112H152V110H150ZM210 109H211V111H210ZM104 110H106V111H104ZM156 110H157V112H156ZM150 111L152 112V118H150V115H151ZM81 112H82V114H80ZM118 112H121V111H118ZM101 113H102V115L100 116ZM154 113L155 114L158 113V114L154 115ZM110 114H109V116H110ZM202 114H203L204 117L202 116ZM54 115H55V117H54ZM82 115H86L85 118L82 117ZM97 115H99L100 117L97 116ZM122 115L124 117H122ZM186 115L188 116L189 119L187 118ZM212 115H215V116H212ZM95 116H97L98 118L95 117ZM196 116H197V118H196ZM251 116H253V120L255 119L254 120L255 123H253L252 120L251 121L249 120V119H251ZM162 117L164 118V122H163ZM199 117H201V119ZM113 118H115V117H112V119ZM215 118H216L218 124L216 123ZM51 119H52V121H51ZM82 119H84V120H82ZM85 119L86 120H88V119L90 120L91 119L90 120L91 123H89V121L86 122ZM165 119L168 120L167 121L168 123H165ZM60 121H61V123H60ZM203 121H201V123H203ZM226 121L228 122L229 119L226 118ZM256 121H257V123H256ZM113 123H114V125H113ZM160 123H162L163 126ZM197 123H200V122H197ZM208 123H210V124H208ZM190 124H191V126H190ZM62 125L63 126L66 125V127L62 128ZM170 125H172V127ZM210 125H211V127H209ZM215 125H216V127H214ZM221 125H222V128H221ZM112 126H114L117 130H115V128L112 127ZM126 126L128 127V129L124 130L126 128ZM40 127H41V129H40ZM72 128H73L74 131L72 130ZM85 128L86 129L89 128L90 132L88 130H85ZM64 129H65L66 132L64 131ZM225 129H226V131H225ZM92 130H93V132H91ZM185 130H187V131L184 132ZM115 131H117V132H115ZM177 131H175V132H177ZM80 132H82V134L83 133L84 134L81 135ZM86 132L88 134H90V135H87ZM131 132L137 134L136 136L138 137V139L136 138V136L133 137L134 134L131 133ZM226 133H228V134L226 135ZM142 134H144V135H142ZM0 135H1L0 136V145H1V142L4 141L6 137L4 138V133H2V131H0ZM28 135H29V137H28ZM31 135H32V137H30ZM146 135L147 136H151L152 135V136L149 137V138H146L147 137ZM2 137L4 139H2ZM227 137H228V139H227ZM251 137H252V139H251ZM58 138H60V139H58ZM259 138L261 140L258 141ZM143 140H145V142L141 143ZM255 140H257V141H255ZM96 141H97V139H96ZM139 141H140V144H139ZM220 141L222 143H220ZM67 142H69L70 144L69 143L67 144ZM80 143L81 142H79L78 145H81ZM201 143H203V142H200L199 145H201V148L203 150L200 148V146H199V149L204 151L203 152L204 154H202V152L200 150V153L197 154V156L195 157V160L199 164L200 173H202L201 174V179L203 181L205 180L206 182L205 181L204 182L206 184L209 183V185H212L217 180H220L222 178V175L219 174V171L217 173V171L215 170V168H217V167H215L216 165L214 163L212 155H210V153L207 150L208 149L207 146L204 147L205 144L204 143L201 144ZM253 143H255V144H253ZM241 144H242V146H241ZM230 145H232V146H230ZM249 145H250L251 148H252V145L253 146L255 145V147H254L255 149L252 148V151H251L249 149ZM115 148H116L115 149L116 151L115 150L112 151L113 154H114V151H115V154H114L115 155V159H113V160H115L114 163H117V162H118V164L120 163L119 164V166L121 167L120 169H123L126 166L125 164L127 163L125 161H128L130 159L129 151H128V149H125L124 146L123 147H117L116 146ZM228 148H230V149H228ZM238 149L240 150L239 152H238ZM229 151H231V152H229ZM58 152H59V155H60V151H58ZM240 152H242V154ZM249 153H250V155L251 154H253V155L250 156ZM1 154H2V152L0 151V185H2V186H0V191L2 192L4 190L6 191L5 188L7 187V183H9L7 177L4 178L5 175H3V172H4V174L7 172V168L8 167L9 168L10 167L11 168L12 167L13 168H17L19 170V173H21V174L22 173H26V171H25L24 167L23 168H20L22 166H18L17 167L16 164L14 165L13 162H9V161L4 160L3 159V155L1 156ZM54 154H55V156H53ZM59 155H57V156H59ZM114 155H111V156H113V158H114ZM219 155H221V154H219ZM34 156H32V157H34ZM106 156L107 155H104V157L102 159L103 161L101 160V163L104 164V167H102L103 165L101 163L97 164V166L96 165L92 166L95 163H93L91 161L88 162V160H85V161L83 160V164H81V166L83 168H84V166L86 168H89L88 166L91 165L90 167H92V169H94V172H98L99 171L100 173H102V175H103V172H104V175H105V171H106V170H104L105 167L107 169L110 166V163H108V164L106 163L107 160H108L107 162H109L108 157L105 158ZM126 156L129 159H127ZM261 156H262V158H261ZM50 157H53V158H50ZM181 157H183V159L185 158L184 156H178L177 158H180L179 159L180 162L182 161ZM221 157H222V155H221ZM116 159H118L119 161L118 160L116 161ZM111 160H112V157H111ZM113 160H112V162H113ZM5 162H7V163H5ZM252 163L253 164L256 163V164L253 165ZM260 163L263 166L259 165ZM181 164H183V163H181ZM100 165H102V166H100ZM250 165H252V166H250ZM96 167H99V170H96ZM100 167H102L103 169H101ZM256 168H257L258 171L256 170ZM42 171H41V174L43 176L41 175L42 176L41 177V179H42L41 181L42 182H40V183H43V179H44V183H50V182H52V180L54 178L56 180L59 179L58 178L59 174H57V173H56V176H55V173H54V176H53V173L51 174V173H49L48 171H45V170H42ZM261 172L263 173V175H262ZM119 173H120V171L117 173L116 176H118ZM49 174H51L50 175L51 178H52V176L54 178L49 179V177H50ZM219 175H220V177H219ZM75 176L76 175H74L73 178H75ZM116 176H115V178H117ZM5 179H7V180H5ZM2 181L3 182L6 181V184H5L6 186L5 185L3 186L4 183H2ZM58 181H60V180H58ZM235 184H237V183H234V185ZM134 187H135L134 188L135 189V194L134 195H135V199L136 200H135V203L132 205L133 207L130 206V207H126V208L125 207L124 208H119L120 211H118L117 217L115 219L111 220L110 223L105 224V225H103L102 227L99 228V231L97 233L98 242L96 243V245L94 247H87L86 246L84 251L76 249L77 251H73L74 254L71 252L69 255H66L65 254L66 252H64L63 253L64 257H62L63 261H64V263L62 262L63 264H66L67 262H68L67 264H83V263L84 264H88V263L89 264H97V263L98 264H109L108 263L109 261L110 262L114 261V262L117 263V262L121 261V258L120 259L116 258V257H118L117 255H119L118 253L121 252L120 255L122 254L123 256H125L124 253L127 252L128 250H130L129 252L133 253L132 252L133 251V249H132L133 246H134V249H135L136 245H138V246L140 245L139 246L140 248H141V246H144V247H142L143 249H149L147 246L145 248V245H148V246L150 245L149 247L152 246V248L155 247L156 243L158 245L159 244L161 245V242H159L160 241V239H159L160 233H158V232H161L160 230L162 228L160 226H158V223H159V225H161L160 223L163 222L164 216L166 218L167 215H168L167 209L164 206L165 203H163V199H164V201H166L167 200L166 198L171 195V194L170 195H168V194L171 193V192L167 191L166 189L165 190L164 189H154L153 187H149V186L144 187V186L139 185V184H135ZM145 188L148 189L147 191H149V189H150V191L147 192ZM143 189H145L144 192H143ZM154 190H156L157 192L154 191ZM160 190L166 191V194L168 196L165 195L164 191H160ZM158 192H160V193L162 192V194L160 196L163 197V193H164V195L166 197H163V198L160 197L159 198L158 196H159L160 193H158ZM145 195H147V197L144 199L143 196H145ZM142 198L144 199L145 203H143V199ZM152 198H154V199H152ZM155 198L157 200L159 198L160 200L158 202L159 203L161 202V203L159 204L156 201ZM138 199H139V201H138ZM150 199H151V202H150ZM241 199L242 198L240 197V200ZM240 200H239V202H241ZM147 201H149L150 203L147 202ZM139 202L143 203V206L146 209H148V210H145V208L143 209L142 205L141 206L139 205L140 204ZM145 204L148 205V206H146ZM149 204H152V205H149ZM161 204L162 205L164 204L163 207H162L163 209H161V211L162 210L163 211L159 212L160 210H158V209L161 208V206H162ZM154 205H156V206H154ZM157 206H158V208H157ZM150 207H152V209ZM153 207L156 208L155 211L153 210L154 209ZM141 209H143V210L141 211ZM143 211H145L146 213L143 212ZM165 212L167 213V215H164V214H166ZM133 219H135V220H133ZM224 219L225 220H229V219H231V217H229L228 219L227 218H224ZM129 220L134 222V223H131ZM226 223H228V221ZM157 234L159 236H158V238H155V237H157ZM224 234L218 239V241L221 244V247H225V248L226 247H230V245H232L233 240H234L232 232L227 231ZM131 236L134 237L135 240H138V242L140 241L139 242L140 244H138V242L136 243V241L134 242V239L133 240L130 239ZM128 238L130 239V241L128 240ZM206 238H207V236H206ZM157 239H158V241H157ZM176 239L184 241V240H186L188 238L186 236L182 235V236L176 237ZM127 240L129 241V243H132V245L130 244L131 246L129 245ZM155 241H156V243H155ZM126 242H127L126 245H128V246H124ZM143 242H145V243L142 245ZM119 243L124 244V245L122 246ZM75 244H79V243L77 242ZM152 244L153 245L155 244L154 247H153ZM116 245H119L118 247H120V245H121V247H120L121 249L116 247ZM158 245H156V246L158 247ZM113 246H114V248H113ZM157 247H155V249ZM159 249H161V248L158 247V249H157L158 250V255L162 256L161 254L163 252H162V250L159 251ZM113 250H115L114 254H113ZM121 250L123 251V253H122ZM1 252H0V255H1L0 256V264H11V263L13 264L12 257L8 256L5 253L1 254ZM97 252H98V254H97ZM159 252L160 253L162 252V253L159 254ZM115 253H116V256H115ZM120 255H119V257L122 256V255L121 256ZM76 256L78 257L77 259H75ZM93 256H95V257H93ZM106 256L109 257V258L113 256L112 257L113 260H111L109 258H106ZM115 258H116V261H115ZM105 259H109L107 263H105L107 261ZM94 260L96 261V263H95ZM35 262L36 261H34L33 259H31V260L26 259L23 264H42V263H39V262H36V263ZM175 264H178V261H176Z\"/></svg>",
    "mask_w": 264,
    "mask_h": 264
}]
</instances>
